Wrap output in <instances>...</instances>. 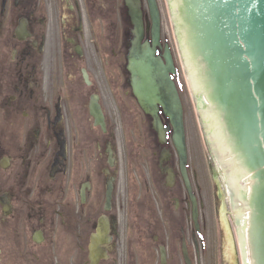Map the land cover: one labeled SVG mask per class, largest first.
<instances>
[{
	"label": "flooded vegetation",
	"instance_id": "af4514ba",
	"mask_svg": "<svg viewBox=\"0 0 264 264\" xmlns=\"http://www.w3.org/2000/svg\"><path fill=\"white\" fill-rule=\"evenodd\" d=\"M121 1L0 0V264H237L216 177L189 192L133 95Z\"/></svg>",
	"mask_w": 264,
	"mask_h": 264
},
{
	"label": "water",
	"instance_id": "95a60500",
	"mask_svg": "<svg viewBox=\"0 0 264 264\" xmlns=\"http://www.w3.org/2000/svg\"><path fill=\"white\" fill-rule=\"evenodd\" d=\"M181 1L188 19L178 32L193 89L195 93L206 92L209 99L204 117L219 160L213 155L222 175L224 166L236 208L244 214L239 227L247 246L248 264H264V0ZM167 2L181 49L174 22V18L182 20L180 0ZM148 3L152 44H142L141 2L126 0L135 37L128 67L134 93L141 107L154 117L160 135L163 131L158 105L171 118L185 171L182 109L170 77L175 70L168 47L166 65L156 57L160 14L155 0ZM202 59L207 64H198ZM203 131L207 138L204 128Z\"/></svg>",
	"mask_w": 264,
	"mask_h": 264
},
{
	"label": "rangeland",
	"instance_id": "374dc122",
	"mask_svg": "<svg viewBox=\"0 0 264 264\" xmlns=\"http://www.w3.org/2000/svg\"><path fill=\"white\" fill-rule=\"evenodd\" d=\"M157 2L159 5L162 19V38L170 44L178 71V81H180V84L182 86V99L185 107L187 121V124L186 122L185 124L187 128L190 170L194 173H201V165H204L207 168L206 162H209L211 163V167L207 170L205 168V172L212 171L213 169L216 172H219L220 174L219 167L210 148V145L207 141V138L204 134L200 117L197 112L195 102L192 98V92L190 90L188 80H186L187 74L174 32L168 2L167 0H157ZM145 9L146 13L148 14L147 7ZM100 23L102 26L104 25L103 22ZM89 27L90 25H88V28ZM55 38L56 32L54 30V25L51 23L48 31V46L50 48H52L53 41ZM46 62L48 64V67H50L52 65V58L47 57ZM118 147H121L120 142L118 144ZM198 178L199 180H204L205 177L203 179H201L200 177ZM221 190H223L222 187Z\"/></svg>",
	"mask_w": 264,
	"mask_h": 264
}]
</instances>
